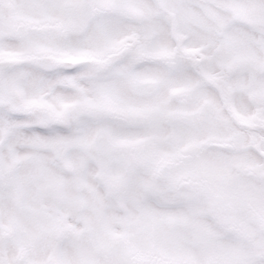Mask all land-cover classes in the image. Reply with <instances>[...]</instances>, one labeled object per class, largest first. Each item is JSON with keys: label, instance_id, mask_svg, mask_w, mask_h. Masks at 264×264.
<instances>
[{"label": "snow or ice", "instance_id": "obj_1", "mask_svg": "<svg viewBox=\"0 0 264 264\" xmlns=\"http://www.w3.org/2000/svg\"><path fill=\"white\" fill-rule=\"evenodd\" d=\"M0 264H264V0H0Z\"/></svg>", "mask_w": 264, "mask_h": 264}]
</instances>
